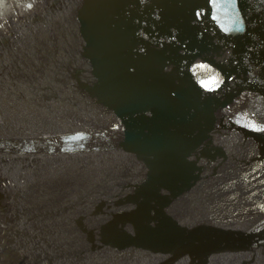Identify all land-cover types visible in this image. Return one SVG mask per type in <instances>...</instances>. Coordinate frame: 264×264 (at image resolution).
I'll return each instance as SVG.
<instances>
[{
    "label": "water",
    "instance_id": "obj_1",
    "mask_svg": "<svg viewBox=\"0 0 264 264\" xmlns=\"http://www.w3.org/2000/svg\"><path fill=\"white\" fill-rule=\"evenodd\" d=\"M0 264H264V0L11 16Z\"/></svg>",
    "mask_w": 264,
    "mask_h": 264
},
{
    "label": "rangeland",
    "instance_id": "obj_2",
    "mask_svg": "<svg viewBox=\"0 0 264 264\" xmlns=\"http://www.w3.org/2000/svg\"><path fill=\"white\" fill-rule=\"evenodd\" d=\"M35 0H21V2L17 0H0V17L2 14L11 13V12H27L31 6L33 5ZM5 6V10H4Z\"/></svg>",
    "mask_w": 264,
    "mask_h": 264
},
{
    "label": "flooded vegetation",
    "instance_id": "obj_3",
    "mask_svg": "<svg viewBox=\"0 0 264 264\" xmlns=\"http://www.w3.org/2000/svg\"><path fill=\"white\" fill-rule=\"evenodd\" d=\"M17 1H19V2H21V0H17ZM36 1V0H35ZM35 1H34V3H35ZM33 3V4H34ZM4 10H5V6H4ZM19 14H22V12H18V11H16V12H11V13H6V10H5V13L4 14H2V16L0 17V27L1 26H4L6 23H7V20H8V18L11 16V15H19Z\"/></svg>",
    "mask_w": 264,
    "mask_h": 264
}]
</instances>
